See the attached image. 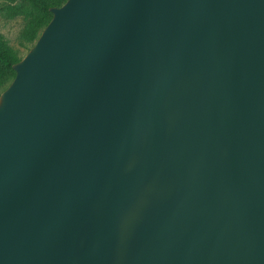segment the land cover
Here are the masks:
<instances>
[{
	"label": "water",
	"instance_id": "1",
	"mask_svg": "<svg viewBox=\"0 0 264 264\" xmlns=\"http://www.w3.org/2000/svg\"><path fill=\"white\" fill-rule=\"evenodd\" d=\"M0 94V264H264V0H66Z\"/></svg>",
	"mask_w": 264,
	"mask_h": 264
},
{
	"label": "trees",
	"instance_id": "2",
	"mask_svg": "<svg viewBox=\"0 0 264 264\" xmlns=\"http://www.w3.org/2000/svg\"><path fill=\"white\" fill-rule=\"evenodd\" d=\"M18 4L8 7L11 16L22 15L26 20L25 37L35 43L42 30L51 20L50 8L61 6L66 0H17ZM22 57L18 51L8 46L0 36V88L6 89L14 79L16 72L13 65Z\"/></svg>",
	"mask_w": 264,
	"mask_h": 264
},
{
	"label": "rangeland",
	"instance_id": "3",
	"mask_svg": "<svg viewBox=\"0 0 264 264\" xmlns=\"http://www.w3.org/2000/svg\"><path fill=\"white\" fill-rule=\"evenodd\" d=\"M16 4H18L17 0H0V36L23 58L34 44L27 41L25 37L26 20L24 16H11L8 11L9 6ZM2 91L0 88V94Z\"/></svg>",
	"mask_w": 264,
	"mask_h": 264
}]
</instances>
